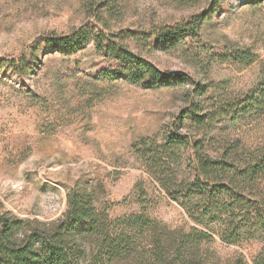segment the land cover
Returning <instances> with one entry per match:
<instances>
[{
	"label": "rangeland",
	"instance_id": "374dc122",
	"mask_svg": "<svg viewBox=\"0 0 264 264\" xmlns=\"http://www.w3.org/2000/svg\"><path fill=\"white\" fill-rule=\"evenodd\" d=\"M217 1L0 0V212L44 228L78 190L111 221L144 213L172 229L204 228L157 184L148 166L155 150L134 144L160 143L163 128L198 99V85L211 110L233 111L253 96L264 98L258 94L264 89V0ZM198 14V35L156 45L154 33ZM71 34L86 43L73 50L46 41ZM97 34L104 46L128 45L157 70L185 79L148 87L101 75L112 59L97 49ZM236 53L238 59L229 58ZM22 56L34 61L20 74ZM198 135L213 155L233 142L258 149L264 108L223 117ZM202 248L255 264L262 242L227 244L214 234Z\"/></svg>",
	"mask_w": 264,
	"mask_h": 264
},
{
	"label": "trees",
	"instance_id": "16d2710c",
	"mask_svg": "<svg viewBox=\"0 0 264 264\" xmlns=\"http://www.w3.org/2000/svg\"><path fill=\"white\" fill-rule=\"evenodd\" d=\"M210 2L212 6L219 3ZM202 17L194 15L154 33V42L162 47L198 35ZM46 41L76 50L87 40L71 34L47 37ZM104 42L100 34L94 36L97 49L112 59L101 75L128 77L148 87L185 79L181 74L157 70L128 45L111 42L104 46ZM249 56L244 52L245 59ZM32 57L30 61L25 56L19 59L17 73L30 67ZM231 57L236 60L239 56ZM202 87L198 85L194 92L198 99L188 102L181 115L163 128L160 143L145 138L134 147L155 150L148 166L157 184L204 228L172 229L144 213L111 221L105 212L96 210L89 193L72 190L61 217L44 228L27 227L28 221L0 212V264H245L241 256L221 259L203 249L202 243L211 241L214 234L227 244L245 238L261 241L255 264H264V146L251 150L233 142L213 155L198 135L223 117L263 109L264 98L254 94L257 96L233 111L223 107L211 110L200 100ZM258 94L263 95L264 89Z\"/></svg>",
	"mask_w": 264,
	"mask_h": 264
}]
</instances>
